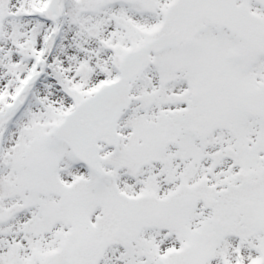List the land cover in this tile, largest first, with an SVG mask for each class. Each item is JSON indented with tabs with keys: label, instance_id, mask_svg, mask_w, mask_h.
Wrapping results in <instances>:
<instances>
[{
	"label": "snow or ice",
	"instance_id": "obj_1",
	"mask_svg": "<svg viewBox=\"0 0 264 264\" xmlns=\"http://www.w3.org/2000/svg\"><path fill=\"white\" fill-rule=\"evenodd\" d=\"M0 264H264V0H0Z\"/></svg>",
	"mask_w": 264,
	"mask_h": 264
}]
</instances>
